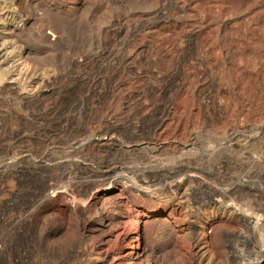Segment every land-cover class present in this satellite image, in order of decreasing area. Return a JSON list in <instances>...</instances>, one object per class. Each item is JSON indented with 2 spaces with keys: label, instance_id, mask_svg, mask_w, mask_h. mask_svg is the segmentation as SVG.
Here are the masks:
<instances>
[{
  "label": "rangeland",
  "instance_id": "1",
  "mask_svg": "<svg viewBox=\"0 0 264 264\" xmlns=\"http://www.w3.org/2000/svg\"><path fill=\"white\" fill-rule=\"evenodd\" d=\"M2 43L0 264H264L255 243L229 244L241 206L260 211L264 245V201L247 196L250 153L264 167V0H0ZM196 133L202 149L240 135L192 170L210 196L245 198L173 202L191 178L140 192L164 187L142 161Z\"/></svg>",
  "mask_w": 264,
  "mask_h": 264
},
{
  "label": "built area",
  "instance_id": "2",
  "mask_svg": "<svg viewBox=\"0 0 264 264\" xmlns=\"http://www.w3.org/2000/svg\"><path fill=\"white\" fill-rule=\"evenodd\" d=\"M246 133V132H244ZM144 134V135H142ZM146 135L149 137L152 135L151 132L146 133ZM145 135V131L143 132H139L138 136H142V137H147ZM232 138H227V140L224 143H219V145L217 146H211L208 147L206 149H202L200 147V145L204 144V135L202 134H198L196 133L194 136L191 137V140L186 142V143H180L182 146L180 148V152L178 154L172 152H166V153H162L160 152L159 157H157L156 155H154L155 157H157L155 159L154 156L149 155V159H150V163L146 162V159H144V161H142L143 165L146 168H152L153 170L151 171L150 177L148 176L149 172H146V175L143 176V178H147L150 181L153 182H158L161 185H164L163 190L160 191V189H156V190H148L145 188L140 189V192L143 193H150V192H154V198L155 199H159V195H162L161 200L163 199V197L165 196H169L168 192H170L175 186L177 185H182L181 183H177L179 182V180H185L187 179L192 183H195L196 185V193L193 195L191 194V192L187 193V192H180V194H177L173 200V202H178L179 200L181 201L182 197H191V199L193 198L196 204H200V207H204V208H208V206H212V203L217 202V201H236L239 199H242V197L245 198V194L243 192H238L235 195L229 196V195H225L223 196V194H221L222 196H217L218 194H214L211 197L208 195L207 189L205 188V183H204V178L202 177L203 173L201 171H197L199 172V174H195L194 171L192 170L193 166H197L195 169L197 170H202L204 167L199 166V162H202L201 165L208 163V157L210 155H214V154H218L221 152H224L225 150L229 149L232 145L231 139H235L238 140L239 138V134H235V135H231ZM226 139V138H225ZM223 142V141H222ZM230 143V144H229ZM249 143V142H247ZM264 143V142H261ZM260 143V144H261ZM258 144V145H257ZM239 146V145H238ZM253 146L256 147L258 146L260 149H262V147L259 145L258 141H256L255 143H253ZM138 150L142 149L143 150V154L146 156L149 153H154V152H150L153 151L152 148L148 145H145L144 147L137 146ZM200 149L203 150V153L200 151ZM241 150V149H240ZM245 150V149H244ZM165 154V156H164ZM258 155V154H257ZM195 156V157H193ZM155 159V160H154ZM246 158L243 157L242 159H237L236 163L245 160ZM250 160L252 162V165H250L249 169L251 168V171L253 170L252 173H250V177H252L253 181H252V186L251 188H253V192L250 193V195L248 196V200H251L255 203H259V202H263L264 201V167L259 166L258 165V157L255 154H251L250 153ZM226 161V162H225ZM218 162V161H217ZM229 163L228 160H224L222 162H220V165L218 163L219 166L224 167ZM199 164V165H198ZM179 167H186L188 168V171H190V174L188 175H177L176 173H174L175 171H177V168ZM239 168H241L239 166ZM243 168V167H242ZM245 169V168H244ZM247 170V169H246ZM128 180V179H127ZM245 181V180H243ZM247 183V182H246ZM131 185H135L134 183H131ZM136 186V185H135ZM137 187V186H136ZM193 187V186H192ZM139 188V187H137ZM199 189V190H198ZM259 189L258 192H256L255 190ZM192 191V190H191ZM220 194V193H219ZM153 195H151L152 197ZM246 196V198H247ZM219 205V204H216ZM215 204L212 206H216Z\"/></svg>",
  "mask_w": 264,
  "mask_h": 264
},
{
  "label": "bare ground",
  "instance_id": "3",
  "mask_svg": "<svg viewBox=\"0 0 264 264\" xmlns=\"http://www.w3.org/2000/svg\"><path fill=\"white\" fill-rule=\"evenodd\" d=\"M11 21V20H10ZM17 33V32H16ZM11 38V37H10ZM3 40V39H2ZM1 40V42H3ZM11 47H8V44H4V43H2L1 45H0V55L1 56H3V57H8V56H10L13 52H11ZM15 51V50H14ZM7 59V58H6ZM19 62V61H18ZM4 67V66H3ZM9 84V83H8ZM66 96V95H65ZM66 101V100H65ZM19 159V158H18ZM14 162V161H13ZM20 167V166H19ZM208 169V168H207ZM211 171H212V169H210ZM215 170H217V168L215 169ZM223 170V169H222ZM232 170V169H231ZM217 171H219V172H221V168H218V170ZM229 171V170H228ZM243 171V170H242ZM235 173V172H234ZM237 173V172H236ZM239 173V172H238ZM227 174V173H226ZM4 176V175H3ZM1 179V178H0ZM242 183V182H241ZM241 183H237L238 184V186L241 188L242 187V185H243V183L241 184ZM228 188V194H230V193H232V192H234V190L235 189H237V186L236 187H234V188H232V187H227ZM213 190V189H212ZM196 191V190H195ZM255 191H257V189L255 190ZM210 193V192H209ZM227 192L225 191L224 192V194L225 195H227L226 194ZM209 195V194H208ZM210 196V195H209ZM212 196V195H211ZM210 196V197H211ZM240 202V201H239ZM233 204V203H232ZM232 204H230V205H228V207H232ZM234 205H235V203H234ZM211 207V206H210ZM224 207V206H223ZM237 207V206H236ZM211 209V208H210ZM239 211H237L238 212V214H241V216H239V217H241V220H242V222H243V226L244 227H246L245 229L247 230V231H241V233L239 234H237V235H239L238 236V239H235L234 237H232L231 235H228L230 238H228V239H231V237L234 239V241H232V240H230V243L229 244H231V243H238V244H240L241 242H243V243H250V244H256V245H258L259 246V248H258V252H259V256L261 255V263H264V245H262V240H261V237H259L258 238V236L260 235V233H262V229H263V226L262 225H260V221H259V217H261L260 216V214L259 215H257L260 211H255V213H254V211H243V207H241V206H239L238 208H237ZM154 212V211H153ZM155 212H157V211H155ZM262 212V211H261ZM156 215H159V214H161V213H159V212H157V213H155ZM224 216V215H223ZM243 216V217H242ZM263 222V221H262ZM194 231H195V229H194ZM193 231V232H194ZM197 231H199V230H197ZM192 232V233H193ZM196 234H197V232H195ZM139 234H140V231H139V228L138 227H135L134 228V232L132 233V235H133V239H134V258H136V257H138L139 256V254H140V248H139V244H140V240H139ZM248 234H250L251 236H252V238H250L249 236H247ZM195 235V234H194ZM235 236V235H234ZM205 238V237H204ZM259 239V240H258ZM204 240V239H203ZM257 241H259V242H257ZM205 242V240L203 241V243ZM228 243V242H227ZM205 244H206V242H205ZM204 244V245H205ZM209 245V244H208ZM233 245V244H232ZM235 245V244H234ZM198 246V245H197ZM203 246V245H202ZM207 246V245H206ZM206 246H204V247H199V249H198V255H200V260H201V262H204V256H205V253H207V247ZM257 246V247H258ZM196 248H198V247H196ZM235 248V247H234ZM1 249V248H0ZM209 249V248H208ZM233 254V253H232ZM237 254V253H236ZM207 255V254H206ZM207 257V256H206ZM205 257V258H206ZM239 258V257H238ZM259 258V257H258ZM207 259V258H206ZM211 260V259H210ZM207 261V260H206ZM258 262V261H257ZM210 263V262H209ZM252 263V262H251ZM204 264V263H203ZM206 264V263H205ZM254 264H255V262H254Z\"/></svg>",
  "mask_w": 264,
  "mask_h": 264
}]
</instances>
